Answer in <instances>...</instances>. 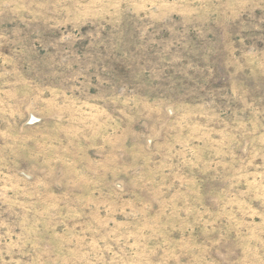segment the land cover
Here are the masks:
<instances>
[{
	"label": "rangeland",
	"instance_id": "1",
	"mask_svg": "<svg viewBox=\"0 0 264 264\" xmlns=\"http://www.w3.org/2000/svg\"><path fill=\"white\" fill-rule=\"evenodd\" d=\"M0 264H264V0H0Z\"/></svg>",
	"mask_w": 264,
	"mask_h": 264
}]
</instances>
